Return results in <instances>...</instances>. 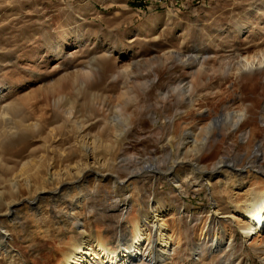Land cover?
I'll return each mask as SVG.
<instances>
[{
	"label": "rangeland",
	"instance_id": "obj_1",
	"mask_svg": "<svg viewBox=\"0 0 264 264\" xmlns=\"http://www.w3.org/2000/svg\"><path fill=\"white\" fill-rule=\"evenodd\" d=\"M115 1L0 0V80L20 83L9 101L23 95L9 114L0 113L3 189H9L10 180L17 175L33 181L30 175L37 168L44 175L48 164L42 158L45 152L53 156L52 170L73 167L80 158L75 134L82 128V138L109 144L107 151L100 147L94 153L112 164L102 170H111L120 179L119 185L98 183L95 173L88 170L83 181L59 192L65 204L51 209L47 217L36 214L33 205L14 206V213L0 220V234L11 225L9 235L14 236L22 255L13 263L0 257V264H54L56 258H62V250L78 241L75 232L81 230L84 239L98 241L103 236L118 246L131 238L133 221L145 225L153 210L161 214L160 222L175 245L162 256L156 249L157 231L147 225L154 244V264H264V235L257 240L256 236L246 237L240 221L229 215L232 206H245L256 190L264 189V168L254 161L259 158L256 152L251 150V156L246 157L242 143L229 151L237 165L245 164L251 170L250 176L245 173L247 194L239 197L230 194L235 181H226V171L200 183L190 167L181 163L166 175L170 162L191 155L186 151L192 149V143L182 147V122L189 120L188 127L192 126L194 112L186 109L185 120L176 118L171 124L166 117L174 114L176 99L162 102L156 91L144 97L139 88L133 90L124 81H130L128 73L156 72L164 77L167 92L169 78H190L181 69L178 54L189 61L208 58L204 65L208 69L213 66L218 78L224 73L221 64L237 65L239 59L264 52V0ZM197 69H192L193 73ZM85 71L89 76H84ZM99 74L109 78V91L102 92V110L97 101L86 100L84 93ZM112 74L117 75L113 80ZM221 84L224 94L204 100L219 123L236 121L238 110L247 102L258 109L264 106V89L246 87L248 101L242 102L233 100L234 94ZM136 92L139 95L134 100ZM61 95L66 98L59 102ZM70 108L74 115L78 111L76 119L65 113ZM259 110L264 120V111ZM21 119L31 126L4 134L6 126ZM109 123L120 127L122 142L105 136ZM224 146L217 143L219 149ZM158 167L165 172H151ZM140 168L145 172L129 179ZM21 194L27 196L24 189ZM45 197V202L54 201L53 192ZM5 203L0 200V217L7 209ZM71 203L83 207L76 221H66ZM31 242L39 248L37 256L28 255Z\"/></svg>",
	"mask_w": 264,
	"mask_h": 264
},
{
	"label": "bare ground",
	"instance_id": "obj_2",
	"mask_svg": "<svg viewBox=\"0 0 264 264\" xmlns=\"http://www.w3.org/2000/svg\"><path fill=\"white\" fill-rule=\"evenodd\" d=\"M177 57L181 62V69L185 70L190 78H185L186 76L169 78L166 83V86H168L167 92H164L163 89V86H165V84H163L164 77L156 72L153 74L134 73L135 75L128 73L129 75H127L130 76V81L124 79L125 85H132H129V88L133 90L139 88L144 97H148L151 95V92L156 91L159 94V98L162 99V102L166 101V103H168L167 101L176 99L177 104L176 108H174V114L167 115L166 117L171 124L174 123L176 118L184 121V117L188 116L185 113L186 109L194 112V123L192 126L188 127L190 124L189 120L182 122L184 124L182 127V134L185 135L182 147L184 148L187 144L192 143V149L186 151V154L190 153L191 155L188 154V156L186 155L182 159L179 158L178 160L176 159L170 162V165L166 169V175L169 173L171 174L176 166H179L181 163L185 165V167L186 165L190 167L191 172L196 175V179L199 180L198 182L200 183L203 180H210L211 177L219 171H226L228 173V175H225L226 181L228 183L235 181L230 194L239 197L247 191V189L246 191L244 190L247 186L245 178L251 175V170L246 168L244 166L245 164L237 165L236 163L238 161L235 160L236 158L231 157L229 151L236 145L242 143L246 149V157L251 156V150H254V153L256 152V155L259 156L258 159L255 157L256 159H254V161L262 163L264 168V120L262 115L259 117L261 113L259 109L264 111V104H262L263 107H259L258 109L253 102L248 103V96L244 91L246 87L247 89L257 87L264 89V52L239 59L237 65L233 63V66L221 64L220 69H224V73L218 78L213 66H210L209 69L205 67L204 64L208 58H202V60H200V58H195L196 61H189V58H183L181 54H178ZM18 65L23 67L20 62H18ZM195 67H198V69L193 73L192 69ZM209 70H212L214 73L211 72L212 75H208L207 72H209ZM84 76H89L87 71L84 72ZM116 76V74H112L109 77L113 80ZM108 79V76L105 77L99 74V76L96 77V81L92 85L87 86L84 92L85 99L97 101L96 105L100 110H102L100 107L101 100L104 101L105 99V96H102V92L109 91V87L107 86L109 85ZM1 80L0 113L2 115H7L12 106L15 105L23 95H20L15 100L9 101L8 96L12 92L18 91L20 83L13 85L11 84V79L6 82ZM221 83L225 84L228 91L234 94L233 100L247 102L243 110H238L241 112L236 115L237 120L229 122V125L226 123H219V117L213 116L212 109L204 105V100L206 98H211V96L220 97L224 94L220 89ZM26 94L28 93L26 92ZM136 95L138 96L139 94H137V92L135 93L134 100H136ZM65 98V96L61 95L59 102H62ZM159 108L166 109V106H160ZM77 112L74 115L71 108L65 110V113L69 114V118L74 119L77 118ZM127 118H129V115H127ZM128 122H130V120ZM202 122H206L204 126H200ZM78 123L80 124V122ZM129 125L127 126L128 128L132 127V123ZM30 126L31 125L26 124L25 121L21 119L6 126L4 134L8 132L16 133L17 130L28 129ZM80 127H82V125H80ZM107 127V132H105L106 137L116 142L123 141L120 137L123 133L119 132L120 127H118L117 124L115 128L111 123H109ZM84 130L85 128H82L80 130L81 132L79 131L80 133L77 132L75 134V139L78 140L80 158L70 169L61 171L52 170L54 168L51 162L53 156L51 153L45 152L46 154L42 158L47 159L48 164L46 165L47 170L44 175L41 173L40 169L37 168L30 175L33 181H30L29 178L17 175L10 180L9 189H3L4 187H2L0 183V200L5 201L7 206L6 211L2 212L3 214L1 213V221H3V219H8L14 213L13 207L17 205H33L32 209L36 208V214H43L44 217H47L49 213H51V209H58L65 204V202L59 198V192L83 181L86 176H89L88 173L90 172L88 170L95 173V178L98 183L112 182V184L116 183V185H119V177L114 172L111 170H102L106 166H111L112 164L107 162V159H103L94 153L96 148H102L107 151V149L110 148L109 144L103 146L104 143L100 142V139L82 138L81 134ZM51 137L53 138L52 131ZM218 142H223L225 146L219 149L217 147ZM198 147H201L200 150H198ZM193 151L194 153H192ZM142 169L143 168H140V171L138 170L136 173L131 174L130 176H133H129V179L142 175L145 172ZM156 170L151 172H165L159 167L156 168ZM245 173L247 177H245ZM237 182L239 183L237 184ZM22 183L25 184L23 185ZM21 185L23 187H21ZM48 185H51V187ZM179 185L182 187L181 184ZM22 189L25 190L27 196L21 194ZM48 192H53L54 201L53 199L52 202L44 201ZM8 194L12 197L10 196L5 199V196ZM43 206L45 212L42 211ZM68 207L69 210L73 212H69V210L65 212L66 221H76L79 214L82 213L83 207L81 204L76 205L75 203L69 204ZM153 211L155 213L148 218L145 225L140 223V221H133L131 238L126 242L120 243L118 246L110 244L108 240L102 238L103 236H100L98 241H93L84 239V231H74L78 236V241L74 240L75 242L71 244V247H68L66 251L62 250V258H56V263L54 264H139L144 261L154 264L155 261L152 257L154 244L151 242L152 235L151 231L147 229V225L151 224L157 231L156 237L159 244L156 246V249L160 251L162 256L168 255L171 247L175 245L172 238L169 237L170 235L168 234L166 225L164 222H160L162 220L161 214L157 213V210ZM229 213L231 217L240 221V229L246 237L251 238L256 236L255 238L257 240V237L261 236V234L264 235V189L259 188L256 190V192L253 193L251 201L245 206H232ZM65 225H67V223ZM7 226L5 233L0 234V257L4 260L8 259L9 262L13 263L22 255V251L16 248L13 240L14 236H12V234L9 235L10 232H13V227L8 224ZM9 243H11V245ZM68 244L69 242H67V245ZM27 247L29 249L28 255H38L39 248L37 244L31 242Z\"/></svg>",
	"mask_w": 264,
	"mask_h": 264
},
{
	"label": "crops",
	"instance_id": "obj_3",
	"mask_svg": "<svg viewBox=\"0 0 264 264\" xmlns=\"http://www.w3.org/2000/svg\"><path fill=\"white\" fill-rule=\"evenodd\" d=\"M114 2L116 3V1L114 0ZM128 2H129V0H128Z\"/></svg>",
	"mask_w": 264,
	"mask_h": 264
},
{
	"label": "built area",
	"instance_id": "obj_4",
	"mask_svg": "<svg viewBox=\"0 0 264 264\" xmlns=\"http://www.w3.org/2000/svg\"><path fill=\"white\" fill-rule=\"evenodd\" d=\"M143 1H146V0H143Z\"/></svg>",
	"mask_w": 264,
	"mask_h": 264
}]
</instances>
